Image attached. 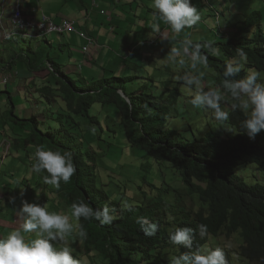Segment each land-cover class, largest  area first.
Instances as JSON below:
<instances>
[{"label": "trees", "instance_id": "16d2710c", "mask_svg": "<svg viewBox=\"0 0 264 264\" xmlns=\"http://www.w3.org/2000/svg\"><path fill=\"white\" fill-rule=\"evenodd\" d=\"M256 14L259 20L251 19L244 26L224 31L225 39L217 41L215 47L208 44L216 52L221 50V58L215 57L200 43L201 51L208 56L207 66L217 69L216 88L223 92L224 103H228L226 98H232L222 87L223 72L227 61L236 57L237 48L246 51L248 61L236 78H243L249 69H254L261 74L260 82H264V18L262 13ZM14 35L33 40L25 39L21 34ZM39 38L42 41L35 50L31 47L17 49L13 41L12 54L0 60V65H4L0 72L6 75L19 65L31 73L32 80L25 84L24 93L26 100L35 105L26 112L25 118H20L16 115L12 94H6L10 102L7 116L21 130L20 133L17 129L13 132L15 127L12 128L8 153L13 150L28 163H24L25 179L19 193L15 191V194L24 199L28 192L30 197L37 194L41 203H38V197L27 201L47 203L50 212L69 215L74 226L82 225L87 232V238L83 240L77 234L78 228L73 237H66L67 244L81 257L74 256L83 264H169L170 257L189 251L172 244L170 233L177 228L189 227L194 230L192 251L209 250L207 247L214 238L218 242L222 236H238L242 245L234 252L239 253L243 262L264 264V184L249 185L237 174L239 168L248 165H257L264 172V130L254 139L250 138L242 127L246 113L232 110V100L228 123L238 131L237 135L224 137L221 131H213L195 142L179 141L178 133L170 128L169 104L165 98L147 93L149 84L131 94L127 88L131 80L117 76L107 78L105 69L99 73V79H74L51 56L49 37L34 39ZM6 41L8 43L10 39ZM160 51L164 54L167 49L160 48ZM91 58L92 53L84 56L87 60ZM82 63L86 64L85 61ZM1 93L3 96L4 92ZM170 93L174 100L169 102L174 104L180 94L178 90H170ZM95 104L115 105L129 146L146 153L156 163L173 165L176 176L182 177L181 187L173 184V180L158 186L157 179L149 178L151 169L144 165L148 175L139 186L142 197L134 202L124 201L126 190L119 188L120 192H114L112 199L100 188L99 156L89 152L86 142L83 144L80 138L82 123L78 120L83 117L91 124L98 123L97 117L90 114ZM51 121L56 128L50 125ZM38 146L45 150L72 152L76 173L68 183L61 181L59 187L45 184L43 177L48 175L47 172L38 174L32 170ZM81 200L94 209L107 204L115 209L116 219L111 224H101L95 219L72 217L71 205ZM138 217H147L159 226L154 236L144 234L137 223ZM200 224L207 226L204 237L199 234ZM227 262L233 264L231 259Z\"/></svg>", "mask_w": 264, "mask_h": 264}, {"label": "rangeland", "instance_id": "374dc122", "mask_svg": "<svg viewBox=\"0 0 264 264\" xmlns=\"http://www.w3.org/2000/svg\"><path fill=\"white\" fill-rule=\"evenodd\" d=\"M206 3H202L201 0H192V4L200 10L201 20L192 28H186L183 32L178 34L179 37H181L180 40L182 43H177L176 48L182 49L185 40H191L194 44H213L215 47L217 41L222 42L223 39H225L224 31L235 26H244L246 22L251 19L259 20L256 13H262L264 18V0H210V2ZM217 13L221 15L219 18L216 15ZM163 24L165 23L163 22ZM150 25L153 26L154 24L150 22ZM53 38L54 37L51 36L49 37V40ZM58 38L60 40L58 42L59 44L63 42L64 38L62 36H58ZM148 41L149 42L144 43V54L142 55L140 62V67L142 69H137L138 72L143 71L142 74L139 75V77L143 78L135 80V82L139 84L137 85L139 88L143 85L149 84V90L147 93H155L156 96L166 99L170 107V128L172 131L178 133V140L183 142H195L201 140L208 133L213 131H221L224 137H233L237 135L238 131L228 123V120L218 121L214 118L211 110L204 108L197 109L191 105V93L182 86V80L178 79L179 77H182L185 72L192 71L191 61L185 57L186 62L183 66L178 63H172L167 58V55L171 51L169 46L166 47V53H156V50L159 47L165 49L163 42L156 45L154 43V34L152 33H150V39ZM74 49L75 51L79 50L78 47H74ZM78 52H73V57L70 58L69 51L67 49L60 51L58 45L56 50L51 52V56L56 58V62L61 65L64 71H67L66 68L69 65L76 66L74 73H69L74 79L88 78V80H91L92 77L99 79V73L101 72L100 65H96L94 61L84 59L81 52ZM213 54L215 57H222L221 50L217 52L215 51ZM82 59L86 64L83 65L82 70H79L81 65H79L80 63L78 62H81ZM177 59H179V57ZM218 64L221 65L220 63ZM117 68L118 66L112 67V69L108 68V70L105 69L107 70V78L115 77L116 73H114V70ZM197 71L202 73V81L205 90L209 87L216 88L219 81V74L216 67L198 66ZM125 76L128 77L127 73H125ZM144 78L148 80H143ZM16 88L17 85L13 86L10 84L9 89L3 91V97H6V94L8 93H12ZM170 90H178V93L180 94L174 104L170 103L174 100H171ZM128 92L133 94L134 90L132 87H128ZM20 93V96L14 97L16 115L20 118H25V114L30 110L31 106L27 103L26 98L24 97V91ZM226 99L228 103L222 101L221 105L229 112V104L232 102V99ZM8 113L9 110L7 113L6 110H2V115L5 117V129L9 135L14 127L15 129H13V132L17 129V132L20 133L21 130L8 118ZM90 114L91 116L97 117L98 123L91 124L89 120H85L83 117H78V120L82 123L80 138L83 144L84 142L87 143V149L90 150L89 152L96 153L99 156V187L104 189L106 193H109L112 199L114 198L113 193H119L120 189L122 191L126 190V198L124 201L128 203L134 202V200L142 197L140 196L141 190L139 189V186L143 183L144 177L148 175V171H145L143 168L144 165H147L146 167L151 169V175L149 178L157 179L158 186L161 185L162 182L170 183L173 180V184L181 187L183 184L182 177L179 174L176 176V169L173 165L169 163H156L146 153L129 146L120 127V112L115 105L103 106L95 104L92 106ZM50 125L55 128L57 127L52 121L50 122ZM41 127L43 128V126ZM1 151H4V149H1ZM11 152V156L6 158L7 160L5 159L6 164L1 163L2 161L0 160L1 169L5 172L13 162L12 165L18 166V172H21L23 164L25 163V165H27L28 163L15 151L11 150ZM237 174L249 185L264 184V172L257 165L243 166L237 170ZM24 179L25 174L20 176V186H22ZM33 182L35 183V181ZM1 190L2 188L0 187V191ZM30 194L31 193L28 192V194L25 195V199L22 196L20 198L31 200L34 197V199H37L38 197V203H41V198L37 194L34 193L31 197ZM115 198L117 199V197ZM4 206L7 207V205ZM16 217L15 212L8 215L6 212H0V236H2L3 231L8 233L11 230L20 227L18 217L17 219ZM75 229L76 228H74L73 233H71L72 235L70 234V238L75 235ZM241 245L242 241L238 236H233L231 238L222 236L218 242H216L215 238L212 239L207 249L213 250L215 248H221L225 252L227 260L231 259L233 264H245L239 253L234 252L235 250H239ZM71 250L73 255L80 256V254L78 252L76 253L74 249L71 248Z\"/></svg>", "mask_w": 264, "mask_h": 264}, {"label": "clouds", "instance_id": "9594fccd", "mask_svg": "<svg viewBox=\"0 0 264 264\" xmlns=\"http://www.w3.org/2000/svg\"><path fill=\"white\" fill-rule=\"evenodd\" d=\"M152 7L153 19L163 21L177 34L192 28L201 20L200 10L192 4V0H152ZM216 15L220 17L218 13ZM153 29L159 32V24H154ZM203 47L215 52L210 45ZM201 48V44L185 40L182 49L172 47L167 58L181 66L185 65V57L191 61L192 71L178 78L191 93V105L197 109H209L216 120L227 121L229 113L221 105L224 95L219 88L209 87L205 90L202 73L197 71L198 66L208 65V56ZM247 61L246 51L242 47L237 48L236 57L226 63L222 87L233 100L231 109L246 113L247 118L242 122V127L254 139L264 130V82H260L261 74L254 69H249L243 78H236ZM32 170L38 174L46 171L48 175L43 177L44 183L59 187L61 181L68 183L71 180L76 173V166L71 151L45 150L43 146H38ZM17 215L20 227L11 230L6 236H0V264H83L81 259L73 255L66 237L73 233L74 227L79 229L77 234L81 240L87 238V232L82 225L74 226L69 215L50 212L47 203L41 205L27 200L22 201ZM71 215L76 219H95L101 224H111L116 219L114 208L105 204L103 208L94 209L83 200L73 202ZM137 223L146 236H154L158 231L159 226L147 217H138ZM198 229L201 237L207 235L206 225L200 224ZM169 239L172 244L189 250L170 257L169 264H228L221 248L192 251V228H177L170 233Z\"/></svg>", "mask_w": 264, "mask_h": 264}, {"label": "crops", "instance_id": "0c3cea01", "mask_svg": "<svg viewBox=\"0 0 264 264\" xmlns=\"http://www.w3.org/2000/svg\"><path fill=\"white\" fill-rule=\"evenodd\" d=\"M14 1L0 0V26H7L11 32ZM22 4L24 17L27 21L39 22L44 16L52 19L56 24L73 21L77 29L93 36L97 41V46L92 48L93 55L90 60L94 61L96 65H100L101 70L118 66L114 73H116V76H121L119 78L124 77L131 80L128 87H132L134 91L139 89V86H137L139 84L135 80L143 78L139 77L143 71L138 72L137 69H142L140 62L144 54V43L149 42L150 33L154 34V43L158 45L163 42L165 48L167 46L170 48L176 47L177 43H182L181 37L174 33L170 26L163 24V21L159 19H153L152 0H22ZM150 22L153 24L158 23L160 31H154ZM228 30L225 32H228ZM58 36L64 38L60 44L58 43L60 41ZM52 37L54 38L50 40L51 47L49 49L51 52H54L59 45L60 51L64 49L69 51L70 58L73 57V52L78 51L83 56V41L76 34L55 35ZM9 39L10 42L8 43L0 40V60H2L1 57L7 58L12 54L14 51L12 48L13 41H15L17 49L31 47L32 50H35L42 41L40 38L24 40L19 36H15L14 33ZM74 47H78L79 50L75 51ZM160 52L159 47L156 53ZM3 67L4 65H0L1 69ZM66 69L73 74L76 66L69 65ZM125 73L128 77L125 76ZM9 74L12 75L10 84L17 85L16 90L9 94H12L13 98L20 96V92L24 91L25 84L32 80L31 73L24 66L19 65ZM5 75L3 72L0 73V81ZM30 77L31 79H29ZM4 90V87H0V160L1 163L6 164V158L11 156V152L6 154L7 151H5L10 135L4 127L5 117L2 115V110H6L7 113L10 110V102L7 97L1 95ZM27 103L30 104L31 108L35 106L28 101ZM1 149H4V151H1ZM12 164L13 162L5 172L0 166V187L2 188L0 191V212H6L7 215L15 212V216L18 217L17 214L21 206L17 205H21L24 199L16 195L15 191L19 193L20 176L24 173V164L21 172H18V166ZM4 205H7V207ZM7 234L3 231L2 236Z\"/></svg>", "mask_w": 264, "mask_h": 264}, {"label": "built area", "instance_id": "2783aa9c", "mask_svg": "<svg viewBox=\"0 0 264 264\" xmlns=\"http://www.w3.org/2000/svg\"><path fill=\"white\" fill-rule=\"evenodd\" d=\"M13 12L11 19L12 32L7 26H0V40L6 41L13 33L21 34L25 39H34L37 37H51L55 35L76 34L85 44L82 47L84 56H90L92 48L95 47L96 42L93 36L85 31L77 29L73 21H64L61 24H56L52 19L43 17L39 22L27 21L23 13L22 0H15L13 3ZM79 70L82 69L83 63H80ZM11 81L10 75H5L0 81V87L6 88ZM6 154L10 151V144L8 143Z\"/></svg>", "mask_w": 264, "mask_h": 264}, {"label": "water", "instance_id": "95a60500", "mask_svg": "<svg viewBox=\"0 0 264 264\" xmlns=\"http://www.w3.org/2000/svg\"><path fill=\"white\" fill-rule=\"evenodd\" d=\"M122 95H124V96L126 97V95H125V94H122Z\"/></svg>", "mask_w": 264, "mask_h": 264}, {"label": "bare ground", "instance_id": "6f19581e", "mask_svg": "<svg viewBox=\"0 0 264 264\" xmlns=\"http://www.w3.org/2000/svg\"><path fill=\"white\" fill-rule=\"evenodd\" d=\"M9 143V142H8Z\"/></svg>", "mask_w": 264, "mask_h": 264}]
</instances>
